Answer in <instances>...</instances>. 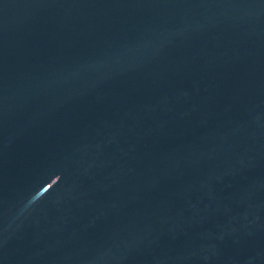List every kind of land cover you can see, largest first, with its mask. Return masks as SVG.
I'll list each match as a JSON object with an SVG mask.
<instances>
[{"label":"water","instance_id":"95a60500","mask_svg":"<svg viewBox=\"0 0 264 264\" xmlns=\"http://www.w3.org/2000/svg\"><path fill=\"white\" fill-rule=\"evenodd\" d=\"M0 264H264V0H0Z\"/></svg>","mask_w":264,"mask_h":264}]
</instances>
